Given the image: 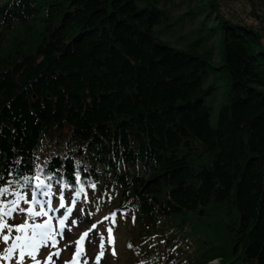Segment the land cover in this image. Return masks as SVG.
Wrapping results in <instances>:
<instances>
[{
	"label": "trees",
	"instance_id": "16d2710c",
	"mask_svg": "<svg viewBox=\"0 0 264 264\" xmlns=\"http://www.w3.org/2000/svg\"><path fill=\"white\" fill-rule=\"evenodd\" d=\"M164 19L156 0H0V187L86 190L132 220L131 264H264L260 37L217 22L193 43L223 25L214 67Z\"/></svg>",
	"mask_w": 264,
	"mask_h": 264
},
{
	"label": "rangeland",
	"instance_id": "374dc122",
	"mask_svg": "<svg viewBox=\"0 0 264 264\" xmlns=\"http://www.w3.org/2000/svg\"><path fill=\"white\" fill-rule=\"evenodd\" d=\"M156 5L166 12V19L154 27L158 38L176 48L189 49L193 47L198 52L210 51V59H212L211 63L214 67L222 64V39L225 33L223 25L220 24V29L211 31L210 38L202 40L200 45L195 46L193 43L199 39L200 35L205 36L210 28L216 27L218 25L217 22L222 21V23H225L224 19L231 24H244L250 27L260 37V46L264 50V0H156ZM190 8L198 12L194 17L186 13ZM216 73L219 74V71L212 73L206 79L205 85L212 83L213 78L217 75ZM218 81L212 101L214 108L225 99L222 81ZM22 191L25 197L30 200L31 193L25 190ZM43 193H48V195ZM73 193L70 188L64 186L63 188L55 187L52 191L44 189L37 195L41 196V203L51 200L53 208H59L60 195L63 194L65 207L57 212L50 213L55 222L57 219L62 218V215L67 212L71 205L73 206V211L66 221L67 230L69 228L74 230L71 238L67 239L70 241V245L73 243L69 249L75 246L74 242L78 235L83 233L87 227L95 224V228H92L89 232V236L93 233L94 237L89 238L88 236L84 244L83 261L81 263L85 264L86 261L87 264H97L96 257L103 251L99 264H131V249L128 247L127 242L131 236L132 220L130 223L116 214L117 220L115 223V218L112 215L109 216L112 223L104 222L106 220H102L103 218L105 219L104 215L107 213L104 201L95 197H86V199H82L78 195L74 197ZM7 198L13 199L14 197L10 194ZM26 207L27 205H24V208ZM35 207L38 209L39 205H35ZM83 216L85 219L80 222V217ZM15 218L19 221L17 224L25 221L21 214L16 215ZM43 219L35 218V222H42ZM72 220L77 221L76 225H72ZM109 228L112 229L111 235L114 240V243L111 244L108 243ZM101 237L104 239L103 249L100 247ZM60 242L58 244L60 249L59 258L56 256L52 257L54 264H66L72 257L71 250L65 248L66 242L63 239H60ZM6 247L7 245L0 241V254L4 252ZM54 251L55 249L53 248L42 247L37 258L44 261L49 253ZM13 261V264H15V259ZM3 263L6 264L5 261ZM216 263H218V259L210 260L209 262V264ZM25 264H32V261L29 260Z\"/></svg>",
	"mask_w": 264,
	"mask_h": 264
},
{
	"label": "snow or ice",
	"instance_id": "6c2138e0",
	"mask_svg": "<svg viewBox=\"0 0 264 264\" xmlns=\"http://www.w3.org/2000/svg\"><path fill=\"white\" fill-rule=\"evenodd\" d=\"M39 181L37 188L43 185V181H40L39 176L36 177ZM83 191V189H80ZM48 195V193H43ZM9 195L8 187H0V241H2L7 247L4 252L0 254V261H12L15 259V264H25L26 259L32 261V264H54L52 257L59 258L60 249L58 247V239H63V231L65 229V222L69 219V215L72 213V207L67 209V212L62 215V218L57 220L56 225H53V217L50 213L59 211L65 207L64 196L60 195L59 208H53L51 200L41 203L37 199L35 191L31 194V199H27L20 191H14L11 195L13 199H7ZM27 205L26 208L21 207V204ZM35 205H39L37 209ZM25 213L27 218L32 219L33 222H29V219H25L24 223L18 225H10L9 219L13 218L14 213ZM35 218H45L42 222H35ZM107 219V217L105 218ZM72 225H76L77 221L72 220ZM95 224L92 228H95ZM91 231V229H89ZM89 231H85L77 239L75 244V252L72 260L66 262V264H79V258L84 253V242L88 237ZM15 233V235H13ZM109 240L108 243H114L112 239V229H108ZM131 246V245H129ZM42 247H50L55 249L54 252H50L44 261L38 259L39 252ZM100 247H104V239L101 237ZM103 256V251L96 257L97 264H99L100 258ZM85 264L87 262L85 261Z\"/></svg>",
	"mask_w": 264,
	"mask_h": 264
},
{
	"label": "bare ground",
	"instance_id": "6f19581e",
	"mask_svg": "<svg viewBox=\"0 0 264 264\" xmlns=\"http://www.w3.org/2000/svg\"><path fill=\"white\" fill-rule=\"evenodd\" d=\"M85 219V217L83 216V217H80V222L82 221V220H84ZM68 223H69V221H68ZM65 225H66V222H65ZM71 231V232H70ZM72 231H74L73 230V228H69L68 230H67V226H65V229H64V231H63V235H64V238H63V241H68L67 239H69V238H71V236H72ZM77 236V235H76ZM88 236H89V234H88ZM92 237H94V234L93 233H91L90 234V236H89V238H92ZM59 240V243L58 244H60L61 242H60V238H58ZM87 239V238H86ZM69 242L70 241H68V242H66V244H65V248H67L68 250H71V249H69L70 248V246L73 244H69Z\"/></svg>",
	"mask_w": 264,
	"mask_h": 264
}]
</instances>
